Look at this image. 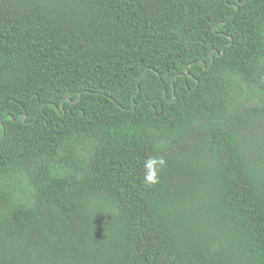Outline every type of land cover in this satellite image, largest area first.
Here are the masks:
<instances>
[{
    "label": "trees",
    "instance_id": "1",
    "mask_svg": "<svg viewBox=\"0 0 264 264\" xmlns=\"http://www.w3.org/2000/svg\"><path fill=\"white\" fill-rule=\"evenodd\" d=\"M0 264H264V0H0Z\"/></svg>",
    "mask_w": 264,
    "mask_h": 264
},
{
    "label": "clouds",
    "instance_id": "2",
    "mask_svg": "<svg viewBox=\"0 0 264 264\" xmlns=\"http://www.w3.org/2000/svg\"><path fill=\"white\" fill-rule=\"evenodd\" d=\"M157 164L163 166L165 164V161L162 158H152L147 162L146 167L148 168V172L145 176L146 183L154 184L158 182V169L154 167Z\"/></svg>",
    "mask_w": 264,
    "mask_h": 264
},
{
    "label": "water",
    "instance_id": "3",
    "mask_svg": "<svg viewBox=\"0 0 264 264\" xmlns=\"http://www.w3.org/2000/svg\"><path fill=\"white\" fill-rule=\"evenodd\" d=\"M245 2V1H244ZM188 73V72H187ZM5 136V134H3V137Z\"/></svg>",
    "mask_w": 264,
    "mask_h": 264
}]
</instances>
